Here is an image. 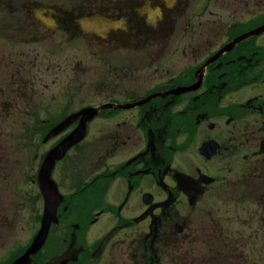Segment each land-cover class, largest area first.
Instances as JSON below:
<instances>
[{
	"label": "flooded vegetation",
	"instance_id": "flooded-vegetation-1",
	"mask_svg": "<svg viewBox=\"0 0 264 264\" xmlns=\"http://www.w3.org/2000/svg\"><path fill=\"white\" fill-rule=\"evenodd\" d=\"M263 8L264 0H0V58L14 69L0 107L40 114L26 124L45 125L34 145L69 115L97 109L53 169L64 199L42 258L264 264V220L233 201L241 186L264 188V33L217 56L259 26ZM79 122L42 144L49 150ZM199 234L202 260L186 259Z\"/></svg>",
	"mask_w": 264,
	"mask_h": 264
},
{
	"label": "rangeland",
	"instance_id": "rangeland-1",
	"mask_svg": "<svg viewBox=\"0 0 264 264\" xmlns=\"http://www.w3.org/2000/svg\"><path fill=\"white\" fill-rule=\"evenodd\" d=\"M261 11L263 12L264 8ZM13 73V66L8 62L4 63L3 57L0 58V91L5 88L7 94L9 89L13 88ZM15 73L19 75L20 71ZM2 94L0 92V95ZM10 106L0 107V259L10 255L16 247L25 245L36 228L33 221L29 222L28 216L32 211L34 217L35 210L38 213L40 205L34 204L32 197L25 199L26 195L21 196L20 192L26 191V182L35 171L39 157L47 150L45 146L37 148L33 144L34 138L41 137L46 132L45 125L40 126V129H34L32 123L26 125L33 120L32 116L38 117L40 114L18 113L16 111H22V108ZM52 117L55 121L62 116L60 113H52ZM25 118L28 120L22 122ZM253 120L254 117H250L249 122L252 123ZM246 187V190L242 186L239 188L238 193L233 196V201L244 199L250 205L249 213L246 214L264 220V188L255 189L254 185ZM29 202L32 206H29ZM256 204L261 209H255ZM198 233L203 232L199 229ZM187 246L184 254L186 259L195 257L202 260L201 256L207 249L203 236L199 234L196 240Z\"/></svg>",
	"mask_w": 264,
	"mask_h": 264
},
{
	"label": "water",
	"instance_id": "water-1",
	"mask_svg": "<svg viewBox=\"0 0 264 264\" xmlns=\"http://www.w3.org/2000/svg\"><path fill=\"white\" fill-rule=\"evenodd\" d=\"M69 144L62 143L60 146L56 147L54 152L49 154L45 159L39 175V185L44 196L45 203L42 226L27 252H25L23 256L18 258L12 264H30V255L36 253V251L41 247L46 238L48 226L55 217V207L56 203H58L59 200L57 192L54 189L53 182L50 179V172L54 163V158H58L55 156L53 157V154L59 151V149L65 150L67 146H69ZM62 153L63 152H60L58 156H60ZM66 260V256H60L48 264H66Z\"/></svg>",
	"mask_w": 264,
	"mask_h": 264
}]
</instances>
